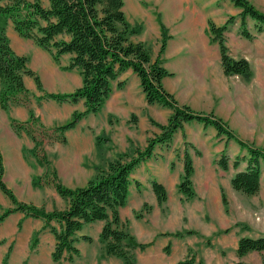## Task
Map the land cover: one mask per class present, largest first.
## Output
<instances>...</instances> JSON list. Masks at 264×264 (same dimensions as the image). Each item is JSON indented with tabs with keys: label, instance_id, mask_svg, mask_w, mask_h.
I'll return each mask as SVG.
<instances>
[{
	"label": "trees",
	"instance_id": "trees-1",
	"mask_svg": "<svg viewBox=\"0 0 264 264\" xmlns=\"http://www.w3.org/2000/svg\"><path fill=\"white\" fill-rule=\"evenodd\" d=\"M241 13V32L247 37L252 34L244 28L246 17L257 22L259 30L264 28V12L257 9L249 0H232ZM233 18L229 19L231 22ZM228 22V23H229ZM13 24L14 29L23 37L33 39L37 45L49 51L59 62L66 53L71 54L65 69H78L82 84L72 92L56 93L45 91L40 98H51L57 101L77 102L84 100L83 110H74L71 118L54 127L43 124L29 108V118L18 120L11 118L15 132L29 134L35 145L32 153L39 162L48 165L43 150L47 139L65 141V131L74 128L79 120L89 113H97L110 96L112 83L122 71L132 68L141 79V84L149 103H158L172 109L166 124L153 120L161 128V132L148 139L144 148H136L134 153H121L106 165L96 164L95 175L86 185L68 187L54 172L53 177L42 182V177H34L36 186L52 182L58 193L66 200L64 208L55 207L51 211L35 204L20 202L13 190L3 181V157L0 151V190L12 201L14 206L0 213V221L14 211H23L26 215L44 219V227L55 235L56 244L52 257L58 264L65 259L72 261L80 253L75 244L77 232L86 224L103 220L100 237L108 255L124 260L125 264H133L132 251L145 249L152 244L139 241L124 224L120 208L125 206L130 193L131 175L136 167L149 158L157 143H166L173 134L183 127L185 122L203 121L214 125L220 134L228 139H235L241 147L250 153L246 170L237 172L232 178L235 189L246 194H254L260 188L261 162H264V149L248 145L220 117L211 113H201L189 105L179 104L177 99L163 86V78L170 74L163 64L162 51L167 39L166 27L162 24L163 38L160 52L153 57L150 47L143 41H134L131 36L141 31V25H132L125 12V0H0V107L10 112L15 105L28 106L33 93L25 84L24 76L31 75L39 89H43L39 75L28 67V57L18 54L11 46L7 35V26ZM227 25H216L209 21L212 40L220 47L223 70L226 75L239 74L249 76L251 65L247 58H234L228 53L224 31ZM122 82L119 83V86ZM136 119V118H135ZM109 142L107 135L96 137L100 151ZM42 153V154H41ZM185 172L179 183V190L188 198L195 195L192 187L194 166L188 152H185ZM222 168H228L227 156L219 159ZM236 164V162H235ZM153 190L159 203L168 198L165 186L157 180L152 181ZM223 201L226 203L224 192ZM192 232V230H186ZM180 236L181 231L176 232ZM89 240L90 236L84 235ZM169 245H167L168 249ZM264 251V236H243L239 239L237 254L243 256L249 251ZM7 263L5 258L3 264ZM178 264H192L184 260Z\"/></svg>",
	"mask_w": 264,
	"mask_h": 264
},
{
	"label": "crops",
	"instance_id": "crops-1",
	"mask_svg": "<svg viewBox=\"0 0 264 264\" xmlns=\"http://www.w3.org/2000/svg\"><path fill=\"white\" fill-rule=\"evenodd\" d=\"M130 1L133 3V5L131 4L132 7L136 8L140 21L145 16H148L150 20V28L146 29L143 26L141 35L132 38L134 41L146 42L148 30L151 31L150 36L152 38L160 37L161 26L155 18L153 12L155 10L160 13L163 23L168 28L170 37L167 40L163 55L161 54L164 66L165 58L168 57L170 60V66H165L170 72L169 75L163 78L165 89L173 94L180 104H187L195 111L202 113L214 112L230 124V109L234 110L236 108L232 94L233 90H230V86H234V90L238 88L241 92H243V88L249 87V92L257 94L259 86L263 82H227L228 75L223 70L219 44L211 40L209 31L210 19L219 23L218 25L224 22L221 19L223 12L220 13L218 7L220 0H146L150 4L147 8L142 4V0ZM7 35L13 49L18 54L28 57V65L30 62L28 55L33 53L36 55L30 69L39 77L44 76L43 78L47 82L41 81V83L43 89L44 86L47 87V92L68 93L82 84L80 73L75 74L76 82H73V75H67L65 65L61 70L58 66L60 62H57L49 51L37 45L33 39L21 36L11 23L7 26ZM65 55L71 57L69 53ZM152 56L155 57V55ZM240 57L247 58L246 56H236V58ZM27 76L31 78L33 76H24L25 84L29 90L37 94H39V91L42 92L36 82H26ZM116 81L112 83L111 94L104 102L101 110L97 114L89 113L81 119L79 121L81 125L77 123L72 128H79L81 133L77 135L73 143H66L64 145H67V147L64 148L65 146H63L60 149L63 154L59 157V172L61 171L65 176L63 184L68 187L74 188L86 185L95 174V165L100 163L98 155L101 157V152L97 147L94 135L95 133L96 135L99 134V132L93 134L87 128H83L84 125L89 126L85 118L93 116L91 121L94 124L90 126L94 127L93 125L97 124V120L102 125L101 127L109 133L111 142L117 146V150L121 151H127L126 149L131 143L144 147L149 137L159 134L161 128L153 120L160 124L168 122L172 109L147 101L141 79L132 68L122 71ZM120 82H122L121 86H119ZM240 100L242 102L243 97ZM49 101L56 108L53 113L54 117L56 115L62 117V110L57 108L53 101L56 103H71V101L60 102L55 99ZM80 101L83 102V106H75L72 108V113L74 110L84 108L83 99L76 103ZM29 108H32L35 114L40 117L34 100H31L28 106L15 105L10 112H6L0 107V151L4 165L3 181L14 191L18 198L21 197L27 201L39 203L38 199L44 195V189L47 186L34 187L32 176L43 174L44 169L37 162L29 161L24 156V149H31L35 143L25 132L20 135L17 134L12 128L9 118L11 116L18 120H26L29 118ZM109 117L113 120L112 124L108 121ZM131 117H133L132 120ZM72 129H69V131ZM228 141L227 136L220 134L214 125L199 120L188 121L173 134L170 141L157 143L152 155L136 167L134 173L136 179L138 181L142 180L145 187L147 185L149 189L152 188L153 190L152 180H157L165 186L168 198L164 202L169 208L167 211L169 214L163 218V221L166 222L165 225L173 227L178 222L180 227L178 229L180 230H189L192 229L190 227H194L207 235L225 228L233 222V219L231 220L225 212L222 187L230 199V194L237 193V189L233 187L231 182L233 176L247 168L237 170L229 178L223 179L221 175L224 172H219L218 161L220 157L218 155L228 153ZM61 144L62 142L57 141L56 146ZM186 150L194 166L192 183L195 196L191 198H188L178 187L185 172L184 155ZM87 157H91L94 161L83 164L82 161ZM133 191L134 187L131 184L130 193H133ZM153 192L156 196L154 190ZM241 193L243 192L241 191ZM48 194L51 196L50 191ZM55 197L63 200L59 194H55ZM0 205V213L2 208L11 206V200L2 190H0ZM230 210L232 211V207ZM208 217L210 220H208ZM20 219H23V236L31 234L43 225L42 220L39 218L25 217L21 211L12 212L0 222V241L6 239L5 245H0V255L7 249V241L14 233L13 225ZM96 222L99 223L97 226V233H99L102 230L104 221L96 220ZM82 229L77 232L78 239L75 242L80 252L81 248L78 244L81 241V235H89L83 233ZM224 239H219V242L221 244L226 243L227 239ZM40 241H48L52 253L56 244L55 236L48 231H42ZM238 242L239 240L234 244L236 252ZM182 243L186 247L192 246L190 239H185ZM179 244L180 242L177 246ZM16 245L17 242L15 248ZM15 248H13V252ZM13 252L11 253V259L14 261L16 259H14ZM207 255L210 259L219 260L221 258V255L215 253H207Z\"/></svg>",
	"mask_w": 264,
	"mask_h": 264
},
{
	"label": "rangeland",
	"instance_id": "rangeland-1",
	"mask_svg": "<svg viewBox=\"0 0 264 264\" xmlns=\"http://www.w3.org/2000/svg\"><path fill=\"white\" fill-rule=\"evenodd\" d=\"M249 1L257 9L264 12V0ZM141 2H143L142 4L145 6V8L150 5L148 2H146V0H142ZM131 4L133 5L132 1L129 2V0H125V12L127 14V18L132 25H141L142 27L141 31L131 36V38H135L141 35L143 26L146 29L150 28V20L148 16H145L143 17L142 21H140L139 17L137 16L138 14L136 8L134 6L132 7ZM218 7L220 9V13L223 12V14L221 15V19L222 22H224L221 25H227V28L224 31V36L225 43L228 47V53L234 58H236V56H246L251 65V74L249 76H242L239 74L228 75L227 82H263V84L259 86V92L257 94L249 92V87L243 88V92H241L240 90H238V88L234 90V86H230V90H233L232 94L234 103L236 104V108L234 110L230 109V124L223 118L222 119L235 132V134L240 139L245 141L248 145L264 149V28L262 30H259L257 22L251 17L247 16L246 25L244 26V28H246V30H248L252 34V37H247L241 32V13L240 10L237 9L233 1L220 0V4L218 5ZM153 12L155 13L156 20L159 21L160 26L163 24L166 27L161 19L160 13L157 10ZM230 18H233L231 22H229ZM209 21L214 22L216 25L219 24L212 19H210ZM150 32V30L147 31V38L145 43L150 47L152 55L156 56L157 52H160L161 41L163 38L162 26L159 38H152L150 36ZM164 34L166 35V39L168 40L170 36L167 27ZM212 41L217 42L214 40ZM28 56L30 57L28 67L32 68L31 64L33 63L34 57L36 55L33 53L29 54ZM69 61V55H62L60 57V63H58L59 68L62 70V67L64 65L66 66ZM165 66H170V60L168 57L165 58ZM77 73H79L78 69H67V75H73V82H76L74 77ZM41 77L40 78L42 82H47L45 81V78H43V75H41ZM33 78L27 76L26 82H35ZM114 82L117 81L115 80ZM128 82H130V80H128ZM41 91L42 92L39 91V94L32 92V100L35 101V107L37 109V112H39L40 117L36 114L35 115L40 119L39 121H41L48 127H54L68 121L72 116V108H74L75 106H83L82 101H80L79 103H56L55 101H53V104H55L57 108H60L62 110V117H59L57 115L54 117L53 113L56 108L51 104L52 102L49 101L51 98H40V95L44 93V91H48L47 87L44 86V89H42ZM241 97H243L242 102L240 100ZM74 103H76L77 105ZM84 108L77 110H83ZM9 118L11 122V118L13 117L10 116ZM92 118L93 116H91L90 118H85L86 122L89 123V126L84 125L83 128H87V130L89 132H93V134L95 132H99V134L97 133V135L96 133L94 134L95 138L100 134H105L109 139V142H106L105 145L101 148H104L103 151H100L101 157L100 155H98L100 158L99 164L101 165H106L109 160L114 159L121 153L127 152L132 155L136 148H144L147 145L146 144L144 147H140L136 144L131 143V145L126 149L127 151L117 150V146L113 144V142H111L109 133L101 127L102 125H100L97 120V124L93 125L94 127L90 126L94 124L93 121H91ZM132 118L133 117H131V120ZM108 121H110V124L113 123V120L110 117L108 118ZM79 125H81V123H79ZM79 133H81V130L79 128L66 131V140L59 141L60 143L62 142V146L60 145L61 147L56 146L58 140L46 139L44 141L42 151L45 153L46 158H48V165H43L39 162L37 156L32 153L33 147L29 150L24 149L25 158H27L29 161L37 162L41 165V168L43 167L44 169L43 174L32 176V185L39 188L45 185L47 187L44 189V195L40 199H38L39 203L27 201L25 198L21 197L18 198L14 193L16 198L20 202L35 204L38 207H43L47 211H51L55 207L64 208L66 206V200L63 197V200L55 197V194L59 193L52 182L36 186L33 184V178L42 177V182H44L52 178L53 173L55 172L57 175H59V179L63 182L65 176L61 171L59 172V157L61 154H63L60 149H62L63 146H65L64 148H66L67 145H64L66 143H73ZM27 135L30 136L29 134ZM228 140V153H221L218 155L219 157L227 156L228 158L227 169L222 168L218 162L220 169L219 172H224L223 175H221L223 176V179L229 178L233 174V172L236 173L237 170L246 169L248 166V159L250 157V153L246 147H241V145L235 139ZM185 152H187V150ZM90 161L94 160H92L91 157H87L82 161V163L88 164ZM134 173L135 170L131 175V184L132 187H134V191L133 193H129L126 205L120 208V215L124 224L126 225V228H128V230L132 234H134L139 241H152V244H150L143 250L140 248H136L132 251L133 264H178V262L184 260H191L192 264H264V251L252 250L249 251L245 256H239L236 252V249L234 248V244L243 236H250L254 238L264 236V162H261V184L259 190L256 193L246 194L244 192L241 193V191L237 190V193L230 194L229 199L227 197V193L222 187V193L224 192L226 196V203L223 201L225 212L231 220L233 219V222L231 224H228L227 227L218 229V231L212 232L211 234L207 235L200 231L198 228L194 227H190L192 229H189L192 230V232H186V230L188 229L180 230L178 229L180 228L178 222L177 225L173 227L165 225L164 223L166 222L163 221V218L169 214L167 212L169 208L165 204L166 201L163 203H159L152 188L149 189L147 185L145 187L144 182L142 180L138 181ZM49 191L51 192V196H49L48 194ZM59 196L61 195L59 194ZM171 201L173 202L172 196ZM12 206H14V204L11 201V206L2 208V211ZM231 207L232 211L230 210ZM23 213L25 217H34L26 215L25 212ZM35 218L41 219L43 225L40 229L31 232V234L29 235H22L23 219H20L15 225H13L14 233L7 241V249L4 250V252L0 255V264H3L5 258H7L6 264H58L53 260L52 253L50 252L49 242L40 241V234L42 231H48L53 236L55 235L50 231L49 228L44 227L45 225L43 218ZM208 220H210L209 217ZM98 224L99 223L94 221L83 227L82 232L85 234H89L88 236H90V239H84V235H81V241L78 244V246H80L81 248V252L78 256H75L74 260L72 261L65 259L63 261V264H125L122 258L114 255H108L106 253L104 242L100 237L101 231L97 233ZM179 231L182 232L180 236L175 234ZM223 238H225L224 240H227L226 243L221 244L219 242V239L223 240ZM185 239H190L192 241V246L186 247L185 244L182 243ZM5 242L6 239L1 240L0 245H5ZM16 242L17 245L15 248ZM39 242L41 243L39 244ZM178 242H180L179 246H177ZM167 245H169L168 249ZM13 248H15L14 252ZM12 252L14 254V259H16L14 261L13 259H11ZM207 253L219 254L221 255V258L219 260H216L215 258L210 259Z\"/></svg>",
	"mask_w": 264,
	"mask_h": 264
}]
</instances>
